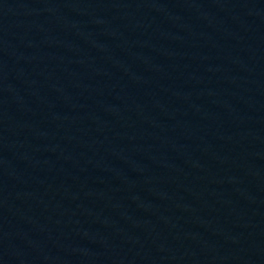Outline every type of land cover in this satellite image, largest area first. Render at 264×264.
<instances>
[{
	"label": "water",
	"instance_id": "water-1",
	"mask_svg": "<svg viewBox=\"0 0 264 264\" xmlns=\"http://www.w3.org/2000/svg\"><path fill=\"white\" fill-rule=\"evenodd\" d=\"M0 264H264V0H0Z\"/></svg>",
	"mask_w": 264,
	"mask_h": 264
}]
</instances>
